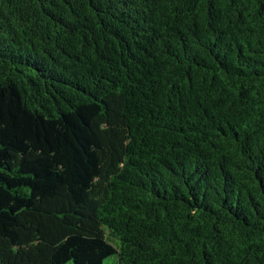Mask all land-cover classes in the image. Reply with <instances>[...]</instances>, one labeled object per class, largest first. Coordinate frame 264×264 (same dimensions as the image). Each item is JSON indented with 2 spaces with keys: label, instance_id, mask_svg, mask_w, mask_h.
Returning a JSON list of instances; mask_svg holds the SVG:
<instances>
[{
  "label": "trees",
  "instance_id": "obj_1",
  "mask_svg": "<svg viewBox=\"0 0 264 264\" xmlns=\"http://www.w3.org/2000/svg\"><path fill=\"white\" fill-rule=\"evenodd\" d=\"M264 264V0H0V264Z\"/></svg>",
  "mask_w": 264,
  "mask_h": 264
},
{
  "label": "rangeland",
  "instance_id": "obj_2",
  "mask_svg": "<svg viewBox=\"0 0 264 264\" xmlns=\"http://www.w3.org/2000/svg\"><path fill=\"white\" fill-rule=\"evenodd\" d=\"M105 264H118L117 256L113 255L106 259Z\"/></svg>",
  "mask_w": 264,
  "mask_h": 264
}]
</instances>
